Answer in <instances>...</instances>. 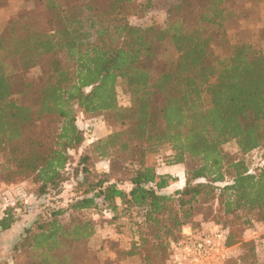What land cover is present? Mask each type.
I'll return each instance as SVG.
<instances>
[{"label": "trees", "instance_id": "obj_1", "mask_svg": "<svg viewBox=\"0 0 264 264\" xmlns=\"http://www.w3.org/2000/svg\"><path fill=\"white\" fill-rule=\"evenodd\" d=\"M30 1L33 7L0 31V152L6 154L0 172L9 183L33 178L45 197L61 195L70 180L76 192L27 229L23 244L41 256L30 264H95L87 241L99 236V222L81 220L85 210L109 216L104 222L120 232L130 226L134 242L126 254L147 251L144 264H152L148 252L156 250L168 264L170 243L182 237L183 226L198 214L209 219L195 208L203 200H217L220 213L233 216L229 224L214 218L230 228L229 245L245 226L264 223V165L251 172L244 158L264 145V52L251 29L241 27L233 37L227 28L234 18L256 15L264 0L244 7L248 0ZM146 8L164 10L165 24L131 22ZM37 67L41 73L32 80L28 73ZM119 79L127 85L128 108L118 102ZM78 109L95 116L112 111L128 125L96 144L111 158V173L94 171L92 179L88 155L73 162V150L86 140ZM230 141L238 155L224 152ZM118 142L121 152L113 155ZM164 145L174 152L171 162H197L184 188L170 194L161 192L167 176L146 164ZM123 153L130 192L112 177ZM17 211L2 212L0 230L14 225ZM69 238L85 246L67 252ZM242 247L245 254L223 264H261L253 242Z\"/></svg>", "mask_w": 264, "mask_h": 264}, {"label": "rangeland", "instance_id": "obj_2", "mask_svg": "<svg viewBox=\"0 0 264 264\" xmlns=\"http://www.w3.org/2000/svg\"><path fill=\"white\" fill-rule=\"evenodd\" d=\"M241 6H249V0L241 2ZM240 1L236 3L237 8L239 7ZM33 7V2L30 0H5L0 2V31L3 30L8 23V21L21 12L29 11ZM131 22L134 24L145 25L151 22H158L164 25L167 21V14L164 10L159 8H146L145 10L139 11L135 17H130ZM241 27L249 28L255 33V38L257 42V47L262 49L264 52V35L262 34V29H264V2L260 3L259 11L256 15H249L246 20L242 18L232 19L228 25V33L230 36L235 37L237 30ZM94 31V30H93ZM92 31V32H93ZM15 68H19L15 65ZM41 73L40 68H33L28 76L30 79L35 80L37 76ZM117 95L118 102L121 107L128 108L131 105L130 95L127 92V85L121 79L117 84ZM80 110L78 109V114L80 115ZM100 123L104 127H108L111 131L110 134L116 131H124L128 129V125L122 124V118L114 112L103 113L99 116ZM80 122L81 127L84 126ZM89 128L86 129V136L93 134L96 130V122H88ZM98 128V127H97ZM109 134V135H110ZM108 135V136H109ZM108 138V137H107ZM125 140H130L125 134L122 136ZM106 139V137H105ZM120 143L118 142L114 148H111L112 154L115 155L116 152H121ZM225 153L230 156L238 155L239 148L236 141H230L223 146ZM122 158L115 159L113 176L118 178H125L129 176V170L124 169L125 163L124 158H127L126 153H123ZM245 160L249 165L251 172L264 165V145L245 155ZM130 160L129 158L126 161ZM77 158L73 157V162L76 163ZM6 163V154L0 152V165ZM113 164V163H112ZM196 161H189L188 168L192 169L196 166ZM113 165V166H114ZM1 171V170H0ZM231 171V170H229ZM98 172V171H97ZM229 173V172H228ZM96 172L93 173L92 179L95 178ZM72 176V174H70ZM231 174L225 182L231 183ZM218 182V186H223L227 183ZM41 183L34 181L33 178H19L14 180L12 183L5 181L3 174L0 172V195H7L10 199V206L17 208V213L19 218L14 223V225L8 230H0V264H30L32 259H39L41 256L37 255L34 251H31L29 244L24 245V239L27 234V229L35 227L39 222V218L43 212L48 209H57L62 206H66L70 199H72L76 192L73 191L72 180L65 182V191L61 195L56 196L54 191L51 192L50 196H44L41 193ZM14 203V204H13ZM196 210L199 212H204L206 217L209 218H219L221 220H226L227 224L231 223L233 216H227L219 211V204L217 200H203L202 203L198 204ZM218 209L217 216H215V211ZM95 210L82 211L78 213V217L83 219L93 218L95 216ZM2 216V212H0ZM97 216V215H96ZM100 221V225L106 229V231L100 232L98 237L93 236L87 241L88 247L91 251V258L95 264H144L143 256L147 251L141 254L127 255L126 252L131 250L132 243L134 242L131 237L130 226L124 225L122 232L119 231L115 224H106L102 217H97ZM214 227V226H213ZM98 238V239H97ZM250 241V240H249ZM247 241V242H249ZM261 239L258 241L257 246L261 248V252L264 250V245H261ZM64 249L70 253L80 251L84 246L77 247L74 242L69 238L64 242ZM230 251V259L237 258L247 252V248L239 246H232ZM152 264H162L163 252L156 250L151 251ZM158 255V256H157Z\"/></svg>", "mask_w": 264, "mask_h": 264}, {"label": "crops", "instance_id": "obj_3", "mask_svg": "<svg viewBox=\"0 0 264 264\" xmlns=\"http://www.w3.org/2000/svg\"><path fill=\"white\" fill-rule=\"evenodd\" d=\"M99 118H100L99 116L86 114L85 112L80 110V115L78 114V118H77L78 125L81 127L80 122H82V124L83 123L86 124L90 121H95L96 130L93 134H89V136H86V140L80 146L75 148L72 153L77 158L76 163L79 162L80 158L83 155L84 156L88 155L89 161H90L88 163V166H89V169H91L93 172L98 171L101 173L102 172L111 173V158L106 157V156H101L100 153L96 150V144L101 139H104L111 133L108 127H104L103 124L100 123ZM173 154L174 152L171 149V147L169 145H164L160 147L157 151L150 153L146 158L147 165L154 166L159 175L167 176L168 184L164 188L161 189V192L166 193V194H170V193L175 192L178 189L184 188V186L186 185V180H187V175H188V163L171 162L170 160ZM131 176L132 175L129 174V176L122 178V180L120 181L121 182L120 186L126 192H130L133 186L131 179H130ZM112 181H114V179ZM121 202H122L121 199L117 198V203L120 204V206L122 205ZM97 217H102L105 220L111 219L109 216L106 217L96 212L93 219L97 221L98 220ZM194 220H195L194 222H190L183 226L182 233H184V231L188 232L192 228L207 227V226L210 227L216 224L221 225L215 219L204 218L202 214L196 215ZM98 222L99 224L97 226L95 235H99L100 232L106 231V229H104V227L100 225V221ZM106 224H109V223L106 222ZM229 236H230V233H229ZM260 239L262 243V240L264 239V223L261 221L255 220L254 222L250 223L249 225L243 228V230L241 231V236L239 240L236 243H234L232 246L241 245L242 247L244 242H247L250 240L255 245V251L258 257V261L261 264H264V250L263 252H261L262 251L261 248L259 249V247L257 246V243ZM261 245H264V244H261Z\"/></svg>", "mask_w": 264, "mask_h": 264}, {"label": "built area", "instance_id": "obj_4", "mask_svg": "<svg viewBox=\"0 0 264 264\" xmlns=\"http://www.w3.org/2000/svg\"><path fill=\"white\" fill-rule=\"evenodd\" d=\"M89 125L86 123L82 127L85 134ZM9 206V197L0 195V212ZM228 241L229 228L218 224L184 231L181 238L170 243L168 264H221L230 257Z\"/></svg>", "mask_w": 264, "mask_h": 264}]
</instances>
